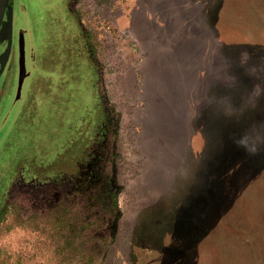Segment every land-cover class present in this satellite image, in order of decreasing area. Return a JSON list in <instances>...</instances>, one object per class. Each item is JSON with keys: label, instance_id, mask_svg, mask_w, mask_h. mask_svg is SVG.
Wrapping results in <instances>:
<instances>
[{"label": "rangeland", "instance_id": "obj_1", "mask_svg": "<svg viewBox=\"0 0 264 264\" xmlns=\"http://www.w3.org/2000/svg\"><path fill=\"white\" fill-rule=\"evenodd\" d=\"M17 2L28 76L17 97L16 53L0 88V167L32 150L42 164L78 138L68 124L95 119L86 50L69 62L44 50L54 29L77 30L71 10L112 114L118 210L73 242L65 227L79 222L2 171L0 264H264V0ZM92 237L90 263L79 252Z\"/></svg>", "mask_w": 264, "mask_h": 264}, {"label": "trees", "instance_id": "obj_2", "mask_svg": "<svg viewBox=\"0 0 264 264\" xmlns=\"http://www.w3.org/2000/svg\"><path fill=\"white\" fill-rule=\"evenodd\" d=\"M52 7L51 5V8ZM76 28L77 30L74 29V34L67 32L64 28L54 29V36L47 39L49 47L46 49L44 47V50H47L50 55L53 56V59L49 57L52 61H59L61 60L59 57H62L66 62L71 60L78 48L81 50L80 52L82 55L85 53L83 48L86 50L85 55L87 56V60L84 59L93 67L95 73L93 82V109L95 119L92 120L89 118L88 121L86 116L79 120L78 132H76L73 123L68 124L71 125V127L68 126L69 130L74 131L78 138L73 139V137H71L70 140L67 139L66 142L61 141L60 146H57L54 156L46 157L42 164L37 165L39 167L35 166L37 159L36 153L33 150L32 154L24 156L16 165L13 161V163L9 165L13 166L12 168L8 169V166H6L4 162L1 163L2 166L0 167V172H7L9 177L8 182L14 178V181H20L19 185L28 187V192L32 196L36 195L39 206L48 204L47 207H50L53 205L56 211L61 210V214H63L60 216V220L73 218L79 222L75 223L70 220L69 225L67 223L65 227L70 228V230L72 228L74 235L72 239L73 242L79 240L80 236L84 237L85 232L89 231L87 229H89L90 225H94L96 220H99L100 226H102L107 222L108 219L106 218L111 212L118 210V189L110 182V176L107 174L105 167L104 176L102 174L104 159L100 161V157H96L98 153L96 148L98 144L103 141L104 132L108 130L109 126H112V114L111 112L110 114L108 113V107H106L104 98L99 91L100 74L97 65L93 62V54L92 56L89 55V49H92L90 48L91 40L89 39V41H87V35H83L79 31V26L76 25ZM36 30H34L35 36L40 32ZM66 33L68 34L66 35ZM80 36H83V41L77 42L78 38H81ZM78 43H80V45L77 47ZM82 46L83 48H81ZM91 51L94 52V50ZM7 127L8 124L3 128L0 127V139L5 138L8 134V131L5 132ZM74 143L76 147L71 152ZM59 152L61 153L59 154ZM94 162L97 163L95 167H99V171L94 174L92 178V171H89L88 165H93ZM19 167L21 168V172L18 169ZM36 168H38L39 171H37ZM9 170H12V172L10 173ZM87 172L89 174H87ZM47 189H51V191L48 192ZM6 190L5 188L0 196V223L3 215L7 212V206L3 203ZM58 199L59 202H57V204L56 202L52 203V200L57 201ZM68 214H71L70 218L65 217L68 216ZM68 233H70V231H68ZM95 240L96 238L93 237L92 239L88 238L86 243L89 245L87 247H82L80 249L81 253L79 252L80 258H83V254L86 252L90 254L94 252V254H91V257H89L90 263L96 260L94 256L98 257L100 255L101 246L96 244ZM82 243H85V241Z\"/></svg>", "mask_w": 264, "mask_h": 264}, {"label": "flooded vegetation", "instance_id": "obj_3", "mask_svg": "<svg viewBox=\"0 0 264 264\" xmlns=\"http://www.w3.org/2000/svg\"><path fill=\"white\" fill-rule=\"evenodd\" d=\"M18 5L19 4H18L17 0H9L8 8L5 11L4 18L2 20V25H1V28H0V40H1V38L3 40V43H2L3 44V49L0 50V58H1V55H2V53H3V51H4L5 47H6V39L4 38V30H5L6 24L8 22L7 16L9 14V12H10V20H11V28H12V46H11V51H10L8 60H7L6 64H5L3 70L0 72V88L2 87V84H3V81H4L3 77H4V75H5L6 71H7V67H8V65L11 62L15 61L14 56L17 53V38H18L19 31L18 30L16 31L15 24H16V22H18L19 19L18 18L16 19L15 15H16V11H18V9H19ZM68 11H69V14H71V16H72L74 22L76 23V25H78L81 28L82 27V22H81L80 18L76 15V13L75 14L72 13L71 10H68ZM19 12H20V10H19ZM86 39H87V41H89V35L86 36ZM90 46H91V43H90ZM91 50L89 49V55L90 56H92V53H91L92 51ZM16 63H17V61H16ZM15 92H16V90H15ZM15 104H16V102L10 103L8 109L10 107L13 108ZM108 113L110 114V111H108ZM11 115H13V114L11 113ZM113 125L114 124L112 122V126H109L108 130H106V132H104L103 141L101 143H99L98 147L96 148V150L98 151L96 157L97 158L100 157V161H102V159H104V163H103V167H102L103 176L105 174V168L104 167L106 165V162L109 160L111 146H112L111 138H112V134L114 133L113 132L114 131ZM96 164L97 163L94 162L93 165H91V164L88 165L89 171L90 172L92 171V174H91L92 178H93L94 174H96L99 171V167H95ZM87 174H89V173L87 172Z\"/></svg>", "mask_w": 264, "mask_h": 264}, {"label": "water", "instance_id": "obj_4", "mask_svg": "<svg viewBox=\"0 0 264 264\" xmlns=\"http://www.w3.org/2000/svg\"><path fill=\"white\" fill-rule=\"evenodd\" d=\"M9 0H0V28L6 9L8 8ZM8 22L4 30V38L6 39V47L0 58V72L3 70L12 46V28L10 20V12L7 16ZM28 76L26 69V51H25V32L19 31L17 38V97L20 93L24 79Z\"/></svg>", "mask_w": 264, "mask_h": 264}, {"label": "bare ground", "instance_id": "obj_5", "mask_svg": "<svg viewBox=\"0 0 264 264\" xmlns=\"http://www.w3.org/2000/svg\"><path fill=\"white\" fill-rule=\"evenodd\" d=\"M22 100V99H21Z\"/></svg>", "mask_w": 264, "mask_h": 264}]
</instances>
